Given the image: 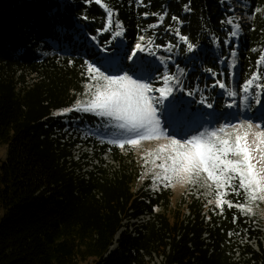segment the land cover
I'll list each match as a JSON object with an SVG mask.
<instances>
[{
    "label": "trees",
    "instance_id": "16d2710c",
    "mask_svg": "<svg viewBox=\"0 0 264 264\" xmlns=\"http://www.w3.org/2000/svg\"><path fill=\"white\" fill-rule=\"evenodd\" d=\"M228 1L250 14L238 23L235 37ZM104 5L115 11L129 45L141 42L154 57L172 46L166 72L184 69L183 92L193 93L192 109L212 104L220 111L228 102L216 92L217 81L230 91V73L215 49L225 59L235 52L239 87L264 54V0H0V141L6 145L0 156V264H150L154 256L163 264H264V250L237 240L246 234L261 245L264 233L252 225L256 214L225 205L204 215L196 200L187 212L172 208L170 190L154 185L150 176L141 178L134 163H125L123 149L67 134L62 113L86 97L87 63L101 59L100 50L72 39L76 23L103 39ZM177 29L196 45L194 52L187 51ZM48 40L63 49L67 41L68 52L43 54ZM161 71L153 68L152 78L162 77ZM67 117L69 123L96 122L75 110ZM78 144L92 152L81 155L92 157L84 164L94 166L84 173L73 167ZM106 152L121 164L111 174L89 162ZM242 197L227 195L234 203Z\"/></svg>",
    "mask_w": 264,
    "mask_h": 264
},
{
    "label": "snow or ice",
    "instance_id": "6c2138e0",
    "mask_svg": "<svg viewBox=\"0 0 264 264\" xmlns=\"http://www.w3.org/2000/svg\"><path fill=\"white\" fill-rule=\"evenodd\" d=\"M96 2L100 3L101 0ZM112 15V11L109 10V26L112 25ZM163 19L164 17L160 16V20ZM172 19L178 21L177 17ZM228 23L232 21L229 20ZM235 28L238 29L239 25H235ZM122 31L121 28L115 35H121ZM176 34L186 43L187 51L194 52L196 45L190 43L187 36L180 35L178 29ZM237 35L236 30L231 32V36ZM140 40H145V37L141 36ZM148 43L152 41L148 40ZM136 49L144 50L140 43L136 45ZM167 50L171 51L172 46H167ZM262 64L264 54L257 61V71L242 86V92L246 94L243 97L245 102L249 99L247 94L250 91L255 92V103L261 102L260 91H264V83L258 81L264 79L259 69ZM87 73L89 82L85 86L84 95L90 98L87 101L78 100L73 108L64 111L91 112L117 122L116 126L129 134L127 138L110 141L121 148L125 145L137 147L143 141H167L159 144L155 150L152 164L161 171L156 172L154 178L162 176L163 180L169 183L172 180L191 183L194 182L193 177L199 178L201 174H206L207 180L211 181L217 190L216 206L221 211L226 205L228 208L253 212V208L244 203H234L226 199L229 194L235 196L243 194L244 199L249 202H264V124L240 121L222 125L211 131L205 130L190 138L177 139L168 135V130L161 120L164 101L174 91V84L171 82L180 83L176 75L165 72L161 77L163 86L153 87L151 83L136 79L127 72L121 75H108L92 63H87ZM217 84L225 88L220 81H217ZM228 95L235 96L236 93L229 92ZM201 102L206 103L204 100ZM206 106L212 108V104ZM231 106L230 104L229 107ZM147 162L146 160L145 163Z\"/></svg>",
    "mask_w": 264,
    "mask_h": 264
},
{
    "label": "rangeland",
    "instance_id": "374dc122",
    "mask_svg": "<svg viewBox=\"0 0 264 264\" xmlns=\"http://www.w3.org/2000/svg\"><path fill=\"white\" fill-rule=\"evenodd\" d=\"M227 5L229 7V11L231 12V16L227 17V22L229 20L232 21L229 25L234 31L237 30L235 25L247 22L250 18V14L241 10L239 4L235 1H228ZM106 10L109 11L110 9ZM112 13V25H107L108 35L103 37V39L90 35L86 31L84 25L79 22L76 23L78 29L74 31L75 34L72 39L77 42V44L80 40H83L86 46L100 50V62L96 63L94 60H91L90 62L99 67L101 71L106 74L121 75L127 72L130 75H133L136 79L151 83L153 87L163 86L161 77L152 78V69L160 68L162 70L161 73L164 75L167 71V65L172 64L173 62L172 52L166 50V53H158L156 57H154L148 55L145 44L141 42H135L133 45H129L128 42L125 41L122 34L119 36L115 35V33L121 31V29L118 27L119 23L115 19V11H112ZM105 38H109L107 39V42L104 40ZM47 42L49 48L41 45V52L43 54L55 52L56 50L60 51L62 54L68 52L67 41H64V49L58 46V42L56 40H48ZM138 43L143 46V51L136 49V45ZM133 52H135V56H133ZM214 53L217 55L219 64L221 66H225L229 70V92H235L236 95L229 96V92L226 91L225 88H221L218 84H216L217 94L221 97L223 96L224 99H228L224 110L217 112L206 106L198 107L197 105H195L194 109H192L191 107L194 100L191 96L183 92L184 69L178 67L175 75L179 78L180 83L175 84V82H171L174 84V91L168 99L164 101L161 115L162 124L167 128L169 136H175L177 139L183 140L190 138L192 135L204 132L205 130L211 131L221 127L222 125L238 123L240 121H250L253 124H264V91H260L261 102L259 104L254 103V95L251 92L247 94L249 99L245 102L243 97L246 94L242 92V87H239L236 82L238 70L237 58L234 51H231L226 59L224 57H220L216 49ZM129 57L132 58L129 59ZM162 60L164 61L163 63L161 62ZM261 74L264 76V69L261 70ZM258 82L264 83V79ZM154 95L158 96L159 94L154 93ZM89 98L90 96H86L81 101H87ZM230 104L232 105L231 107H229ZM76 112L80 114H90L96 118V122L94 124L81 123L79 120L74 119L71 123H69L70 119L67 115L70 114V111L63 112L62 115L66 116L63 120L66 124L65 129L68 135H78L83 140L90 138L100 143H108L109 145L118 148L121 147L115 143H111L110 141L124 139L129 136L128 133L116 126L117 122L110 121L107 117H100L91 112ZM229 131L231 130L229 129ZM232 138L234 139V136ZM161 143H167V141H143L137 147L125 145L124 148H121L126 154H128V157L125 159L127 162L125 163H134L140 170L141 178L144 176H150L151 182L154 185L161 184L162 186L167 187L171 193L170 202L172 208L178 207L180 209H185L190 202L196 200L201 203L204 215L208 211H216L217 213V190L215 186L212 185V182L207 180L206 174H201L199 178L193 177L194 182L191 183H180L176 180H172L171 183H169L168 181L163 180L162 176L154 178L155 173L161 171L159 168H154L152 164V160L155 157V150ZM84 153L92 156V152L86 146L82 147L78 144L72 148L73 159L78 162L77 165L73 167H75L76 170L80 169V172L82 173H84L85 170H92L94 167L92 163H88L87 165L84 164L85 161L92 158L88 156L86 159L82 160L81 155ZM149 153H151V155ZM5 154L6 145L0 141V156L3 158ZM100 158L101 161L90 160L89 162H93L97 165L102 164V166L106 169V172L109 174L114 173L118 168H121V164H117L109 152L102 154ZM146 160L148 161L147 163H145ZM157 163H159V161H157ZM220 191L225 190L220 189ZM226 199L228 198L226 197ZM228 200L232 201L231 199ZM209 201H212V203H209ZM237 202L244 203L253 208V212L251 213L256 214L253 215V228L259 229L264 233V202H249L245 200L244 197L237 200ZM185 210L187 212V209ZM185 215H187V213H185ZM147 218H149L148 215L142 216L143 220ZM258 218H261V224L257 221ZM237 240L243 244H247L254 250H264V238L261 239V245L256 242V239L249 238L246 234L242 237L239 236ZM234 255L236 257V253ZM237 256L242 258L240 253L237 254ZM83 264L90 263L86 262ZM150 264H163L162 258L160 256H154Z\"/></svg>",
    "mask_w": 264,
    "mask_h": 264
},
{
    "label": "built area",
    "instance_id": "2783aa9c",
    "mask_svg": "<svg viewBox=\"0 0 264 264\" xmlns=\"http://www.w3.org/2000/svg\"><path fill=\"white\" fill-rule=\"evenodd\" d=\"M105 8L106 9H110L111 11H114L110 6H108V5H105ZM242 245H243V243H242ZM237 254H239V252H236V257H235V255H233L234 256V259H236L237 261H239L240 260V258L237 256ZM253 261H255V260H252V262ZM261 260H259L258 261V264H262V262H260Z\"/></svg>",
    "mask_w": 264,
    "mask_h": 264
},
{
    "label": "water",
    "instance_id": "95a60500",
    "mask_svg": "<svg viewBox=\"0 0 264 264\" xmlns=\"http://www.w3.org/2000/svg\"><path fill=\"white\" fill-rule=\"evenodd\" d=\"M238 73H239V69L237 67ZM119 235V234H118ZM118 235L116 236V238L118 237ZM117 244H114L111 248L110 251H113L116 248Z\"/></svg>",
    "mask_w": 264,
    "mask_h": 264
}]
</instances>
